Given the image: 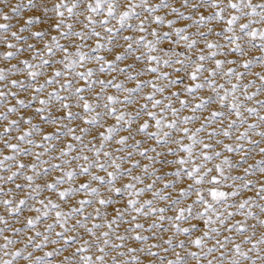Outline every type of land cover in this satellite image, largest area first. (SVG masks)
Wrapping results in <instances>:
<instances>
[{"label": "snow or ice", "instance_id": "6c2138e0", "mask_svg": "<svg viewBox=\"0 0 264 264\" xmlns=\"http://www.w3.org/2000/svg\"><path fill=\"white\" fill-rule=\"evenodd\" d=\"M0 264H264V0H0Z\"/></svg>", "mask_w": 264, "mask_h": 264}]
</instances>
